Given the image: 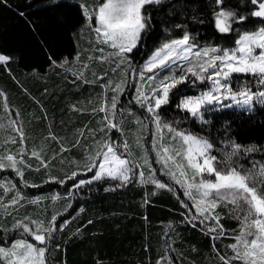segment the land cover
Instances as JSON below:
<instances>
[{
	"label": "trees",
	"instance_id": "obj_1",
	"mask_svg": "<svg viewBox=\"0 0 264 264\" xmlns=\"http://www.w3.org/2000/svg\"><path fill=\"white\" fill-rule=\"evenodd\" d=\"M100 2L0 0V54L11 57L6 65H0V92L4 93L0 97V155L20 147L18 142L4 143L10 137L19 141L9 126L15 121L26 137L23 159L27 165H20L23 180L11 168L0 170V182L15 185L7 193L0 188V247L7 248L21 237L32 240L27 234L20 236L22 229L13 227L17 220L28 217L47 226L55 215L56 226L62 230L55 231L47 242V264H223L220 257L232 254L228 246L235 242L232 237L238 233L240 221L230 214L232 205L218 207L226 235L212 239L214 234L208 233L199 219L191 220L195 208L183 205L191 206L192 200L180 185L169 183L154 164L151 116L136 102L137 76L129 64L138 72L163 42L180 38L185 31L200 47L232 48L240 32L255 30L264 21L249 18L244 24H233L232 32L221 34L214 26L213 0H162L146 6L151 23L137 48L127 54L128 61L117 68L118 58L96 59L107 57L112 49L96 43L80 7L85 3L92 11ZM225 3L244 15L255 7L250 0ZM201 20L204 23H199ZM91 23L94 25V17ZM102 47L103 53L96 50ZM65 60L67 63L59 67ZM84 64L88 67L83 68ZM80 71L84 75L77 78ZM180 74L173 67L172 71H158L157 80ZM186 75L185 83L173 89L171 102L159 109L161 120L208 139L214 145L212 154L220 160L232 151V142L241 145V151L232 157L234 166L241 172H257L264 165V104L257 102L250 111L236 107L212 110L208 106L203 113L207 123H201L176 107L182 96L196 95L208 87V82ZM108 80L113 86L126 80L115 117L122 131L107 130L102 123L104 113L93 111L105 99L110 104L116 95L100 86ZM246 82H251L253 91L263 88L251 76L233 74L234 87ZM105 140L121 145L119 154L134 165H142L147 156L151 170L148 166L134 167L126 183L107 176L93 179L97 169L88 171L86 165ZM125 141L127 150L122 147ZM253 146L255 151L243 150ZM62 147L67 150L61 151ZM33 151L41 153L47 166L32 156ZM74 172L75 178L69 179ZM140 172L147 182L138 179ZM153 175L166 187L158 189L149 180ZM25 181L36 186L26 187ZM80 181L91 182L75 187ZM17 192L23 198L12 205Z\"/></svg>",
	"mask_w": 264,
	"mask_h": 264
},
{
	"label": "snow or ice",
	"instance_id": "obj_2",
	"mask_svg": "<svg viewBox=\"0 0 264 264\" xmlns=\"http://www.w3.org/2000/svg\"><path fill=\"white\" fill-rule=\"evenodd\" d=\"M161 2L162 0H102L92 11H89L85 3H81L82 14L96 35V43L112 49L107 57L101 56L96 59L105 61L118 58L117 68L128 61L127 54L137 48L142 34L151 23V14L146 6ZM250 3L255 7L244 15L239 14L234 8H229L225 0H213L215 7L212 17L217 32L228 34L233 31V24H244L249 18H260L264 21V0H250ZM93 17L94 25L91 23ZM199 23L204 21L201 20ZM96 50L103 53L105 49L102 47ZM10 59L11 57L0 54V65H6ZM88 59L92 60L93 57L89 56ZM52 62L56 64L54 60ZM66 63L65 60L58 66L63 67ZM173 66L180 69L179 76L165 75L157 80L158 71H172ZM82 67L87 68L88 65L84 64ZM129 69L133 75H138L142 82L136 89V102L146 108L155 125L157 135H154L153 148L156 151L157 162L164 169L163 174L180 185L184 189V195L192 200L191 206L183 205L195 208L191 220L199 219L201 224L205 225L207 232L214 234L212 239L224 237L226 233L223 225L220 224L221 216L216 209L232 205L230 214L240 221V227L238 233L232 237L235 242L228 246L232 254L222 255L221 261L223 264H233V261H239L240 264H264V165H261L257 172L252 170L241 172L232 162V157L241 151V145L232 142V151L226 152L225 159L220 160L212 154L214 145L208 139L177 130L163 122L159 115L161 106L171 102L173 89L185 83L186 74H190L202 83L207 81L210 84V87L199 95L182 96L176 105L179 110L188 113L201 123H207L203 119V113L209 110L208 106H211L212 110L236 107L250 111L255 103L264 104V88L253 91L251 82L237 87L232 84L233 74H243L255 78L258 86H264V25L252 31L240 32L235 47L227 49L216 46L200 47L195 42V38L185 31L182 37L163 42L138 72L136 69H131L130 64ZM112 71L115 72L116 69ZM146 73L152 75L146 76ZM83 75V71H80L77 78ZM98 79L104 78L98 77ZM125 83L126 80H121L113 86V82L108 80L100 85L116 93L111 97L110 104L105 99L99 108L93 109L94 112L104 113L102 123L109 131L112 129L122 131L115 117L118 97L123 93ZM3 96L4 93L0 92V97ZM139 123L143 124L142 121ZM9 126L17 133L19 141L16 137H10L4 143L18 142L20 147L14 153L6 149L5 153L0 155V170L11 168L23 180L20 165L27 166L23 159L26 154L23 147L26 137L23 128L15 121L10 122ZM164 129L169 133L167 139ZM51 139L57 140V137L52 136ZM177 141L179 147L176 146ZM76 143L79 144V140ZM120 147L121 145L107 140L103 142L95 157L86 165L88 171L97 169L93 179L99 180L107 176L126 183L130 181L134 167L148 166L151 170L147 156L142 165H134L131 159L119 154ZM122 147L127 150L128 143L125 141ZM66 150L64 147L61 148V151ZM243 150L252 152L256 149L253 146ZM17 156L20 159H17ZM32 156L40 159L41 164L47 166L46 161L41 159L40 152L33 151ZM189 172H191L190 176ZM76 175L77 173H72L69 179H74ZM139 175L142 183L147 182L144 179V172H140ZM207 177L215 179L210 180ZM150 179L158 189L166 187L164 183L156 180L154 175ZM58 182L63 183V181ZM90 182L80 181L75 187ZM24 183L26 187L36 186L27 184L26 181ZM0 188L7 193L14 189L15 185L9 187L7 183L0 182ZM22 198L17 192L12 197L11 204H18ZM56 220L57 217L54 215L47 226L43 221L29 220L28 217L17 220L13 227L22 229V233L31 236L36 244L26 239H17L8 248L0 247V261H3V264H47L46 252L49 251L47 242L53 238L55 231L62 230L56 226Z\"/></svg>",
	"mask_w": 264,
	"mask_h": 264
},
{
	"label": "rangeland",
	"instance_id": "obj_3",
	"mask_svg": "<svg viewBox=\"0 0 264 264\" xmlns=\"http://www.w3.org/2000/svg\"><path fill=\"white\" fill-rule=\"evenodd\" d=\"M235 47V45L232 47V48H234ZM224 49H227V48H224ZM152 54H150L149 55V57L151 56ZM148 57V58H149ZM148 58H147V60H148ZM146 60V61H147ZM145 61V62H146ZM144 62V63H145ZM143 66V65H142ZM175 69H178V68H176L175 66H173ZM179 71H180V69H179ZM137 76V79L135 78V84H136V87L138 86V87H140V79H139V76L138 75H136ZM207 82V81H206ZM210 87V84H209V82H208V87L206 88V90L208 89ZM263 88H264V86H262ZM202 91H205V90H202ZM202 91H200V92H198L196 95H199ZM188 96H194V95H188ZM150 117V116H149ZM149 122H151V127H152V137H151V140L154 142V135H157L156 134V129H155V125L152 123V121L150 120ZM163 122H166V121H163ZM166 123H168V124H170L172 127H174L175 129H177V130H180V129H178L175 125H172L171 123H169V122H166ZM181 131V130H180ZM187 133V132H186ZM169 135V133H168V131H167V129H164V135L166 136V135ZM176 143V146L177 147H179L180 146V144H179V141H177V142H175ZM154 164H156L157 166H158V171H159V173L160 174H163L164 173V169L162 168V166H161V164L160 163H158L157 162V156H156V154L154 155ZM191 175V172H189V176ZM163 176L164 177H166V180L169 182V183H171V184H175L174 183V181L172 180V179H170V177L169 176H167V175H164L163 174ZM141 177H140V175H138V179H140ZM208 179H210V180H214L215 178L214 177H207ZM156 180H158L159 182H161V183H164L162 180H160V179H158V178H155ZM150 181H151V179H149ZM154 184V183H153ZM155 185V184H154ZM167 185V184H166ZM25 234L24 233H22V231H21V233H20V236H24ZM26 238V237H25ZM25 238H18V239H25ZM17 240V239H16ZM29 242H31V243H33V244H36V242L34 241V240H28ZM12 243V242H11ZM11 243H10V245L8 246V247H10L11 246ZM7 247V248H8Z\"/></svg>",
	"mask_w": 264,
	"mask_h": 264
}]
</instances>
